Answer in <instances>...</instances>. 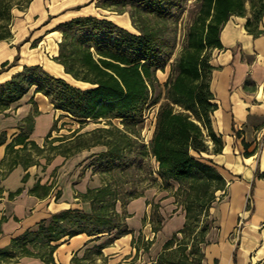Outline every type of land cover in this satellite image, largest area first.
<instances>
[{"label": "trees", "instance_id": "16d2710c", "mask_svg": "<svg viewBox=\"0 0 264 264\" xmlns=\"http://www.w3.org/2000/svg\"><path fill=\"white\" fill-rule=\"evenodd\" d=\"M116 1L111 0V3L118 4ZM132 1L136 2L137 11L151 14L160 24L140 28L138 33H134L108 18L84 15L56 26L61 32V40L57 42V54L51 58L74 79L87 83V87L82 88L53 76L39 64L23 65L20 71L0 84V110L34 87L35 92L48 97L53 107L61 111L60 115L68 116L79 124L72 131L73 134L63 138L51 137L49 131L41 147L28 139L33 127V117L30 115L24 119L20 133L7 147L12 152L15 143L22 144V150L29 144L39 152L50 144V149L54 151L51 154L71 156L72 153L61 150L54 141L80 137L78 131L88 119L98 123L104 121L118 135L111 138L112 130L109 127L89 131L88 134L92 135L96 131H103L106 137L94 138L90 145L100 144L105 149L91 153L90 157L94 159L91 162L94 171L99 169L111 173L120 164L125 148L130 145V135H139L145 111L157 106L153 132L145 151L156 162L160 188L171 191L175 187L173 195L181 198L179 204L183 206L185 221L163 242L152 264H201L203 251L199 245L206 242L204 236L213 223L211 218L202 223L201 216L208 218L213 202L221 199L215 193L223 191L226 184L218 169L204 155L209 150L207 138L212 142L213 152H220L223 147L222 135L215 133L211 125V115L218 102L210 89L214 68L209 60L210 50L222 48L219 32L231 15L244 16V27L253 36L264 33V29L259 27L264 16V0H197L193 18L185 28L182 47L174 58L175 36L167 34L162 27L173 17V8L178 5V0ZM12 8L0 0V40L12 35ZM17 59L18 54L12 61L2 62L0 71L16 64ZM167 65L169 73L161 84L156 72L164 70ZM30 100L33 102L32 97ZM34 112L37 110L34 109ZM113 119L118 120L119 124L114 123ZM53 129L56 130V121ZM234 131L239 136V131ZM247 146L248 143L244 142L245 156L252 154ZM29 154L15 152L11 161L13 163L19 159L24 164L30 163L32 160L27 159ZM45 158L49 160L50 156ZM255 176L264 178V170H256ZM102 181L100 186L87 188L80 194L89 203L88 211L68 207L40 220L34 228L25 229L13 237L8 246L0 248V261L8 263L21 256H33L45 263L64 264L56 263L53 253L66 237L78 233L93 237L113 229H118L119 235L130 232L125 221L124 230L119 229L118 223H112L113 216L122 220L125 213L116 211L115 204L119 197L109 181ZM38 187L47 190L49 186L36 184L30 191L38 193ZM108 194L111 195L109 200L106 198L108 203L97 208L96 201H105ZM138 195L140 193L132 194L129 199ZM107 205L112 206L111 216ZM152 218V230L156 232L161 227L163 217L158 210H154ZM140 240V234L131 240L136 250L138 246L135 242ZM107 242L93 245L81 257H72L68 264H89L90 259L95 264L96 256H101V248ZM151 243L152 240L143 241V250H148Z\"/></svg>", "mask_w": 264, "mask_h": 264}, {"label": "crops", "instance_id": "0c3cea01", "mask_svg": "<svg viewBox=\"0 0 264 264\" xmlns=\"http://www.w3.org/2000/svg\"><path fill=\"white\" fill-rule=\"evenodd\" d=\"M70 5L71 0H31L23 11H18L10 27L12 35L0 40V67L2 62L12 61L16 54L18 59L13 66L0 71V84L20 71L23 65L39 64L51 75L73 85L88 86L64 72L62 65L51 58L57 54V42L61 40V32L56 26L72 17L92 15L81 13L65 17L66 11H61ZM245 20L244 16L238 15L228 18L219 32L222 48H212L210 59L214 66L210 89L218 102L211 125L215 133L222 135L223 147L215 153L208 140L209 150L204 155L218 169L226 184L221 199L209 210L215 225L208 236H215V240L206 241L202 246L201 264H264V178L255 176L256 170H264V33L253 36L245 29ZM259 27L264 29V17ZM33 39L37 42L34 46L31 45ZM60 114L47 96L35 92L34 87L0 110V248L8 246L13 237L27 228H34L53 213L68 207L88 211L89 203L80 194L103 182L95 179L96 182L91 183L90 177L96 174L92 169V157L89 172L82 174L75 172L73 156L61 154H51L49 160L38 155L30 163L24 164L19 159L12 163L15 152L20 155L31 152L29 144L22 150V144L15 143L12 152L7 147L20 133L24 119L33 117L28 139L42 147L49 131L52 137L55 121L59 126ZM232 126L239 131V136L235 135ZM244 142L248 143L247 150L252 154L243 155ZM97 145L100 147L98 152L105 149L100 144L92 147ZM152 160L155 162L153 157ZM82 176H89L90 181L76 180ZM36 184L49 187L47 190L38 187L39 194L31 192ZM157 199H160L158 213L163 219L160 229L154 232L151 202ZM115 205L117 212L124 211V221L130 232L118 236L105 232L93 237L85 233L66 237L53 253L55 262L68 264L72 257H81L86 249L108 240L101 248V256L96 258L100 264H152L163 242L185 221V212L164 189L147 187L123 206L119 201ZM169 210L174 212L168 213ZM235 231L238 232L236 237ZM139 234L141 242H135L136 250L131 240ZM144 239L152 240L146 251L141 245ZM0 264L51 263L38 257L21 256L14 262L0 261Z\"/></svg>", "mask_w": 264, "mask_h": 264}, {"label": "rangeland", "instance_id": "374dc122", "mask_svg": "<svg viewBox=\"0 0 264 264\" xmlns=\"http://www.w3.org/2000/svg\"><path fill=\"white\" fill-rule=\"evenodd\" d=\"M2 1L5 4H7L10 8L14 6L11 10L14 16L17 15L18 11H23L25 6H27L30 3V2L28 3V0H2ZM196 1L197 0H178V5L173 8V17L171 19H168L162 27L167 34H171L175 36V48L172 54V58L178 55L182 47L185 36V28L193 18ZM116 2L118 4H112L111 0H71L70 7L64 9V11L62 10L61 13L66 11V14H64L65 17H68L73 14L91 13L92 15L98 17L108 18L113 22H115L116 24L125 27L134 33H138L139 31L138 29L140 28L153 27L156 26L157 24H160L157 18L153 17L151 14H148L143 11H137V9L135 8L136 2L134 1L117 0ZM18 6L21 8H17ZM35 44H37V42L33 39V41H31V45L34 46ZM18 46L19 45L17 44L16 47ZM212 51L213 50L211 49L209 60L213 55ZM168 73H169V65H167L164 70H157L156 75L161 84H163L164 81L166 80ZM31 88L32 87H30V89ZM161 89H163L162 86ZM156 109L157 106H154L145 111L146 114L143 124L140 127L139 135L138 136L134 134L130 135L132 138L130 141V145L125 148L120 164L116 166L111 171V173L101 172L98 169L96 171V174L93 175L94 177L92 176L90 177L92 180L91 182L92 184H94L96 180L102 181L103 179H106L107 181H109L111 184V188L115 191L116 195L119 197L118 201L119 203L122 204V206L124 205V202L127 199H129L132 194L142 193V191L147 187H155V189L157 188L161 189L160 178L156 172L157 166L155 165V162L152 160V156L145 151L146 145L148 144V141L153 132ZM58 119H59L58 122L59 126L58 127L56 126V130H54L52 137L62 136L61 138H63L70 136L71 134H73L72 131L78 128L79 126L77 121L71 119L68 116L59 115ZM113 122L119 124L118 120L116 119H113ZM97 127L111 128L112 130V134H110L111 138L112 137L114 138L115 136L118 135V132H116L112 126L106 124L104 121L98 123V122H94L92 119H88L84 127L78 131L80 137H75V138L73 137L72 140H68V141H60V142L54 141V144H58L61 150L63 151L68 150L70 154L72 153L71 156H73L76 159L74 170L75 172H78V174H82L83 171L89 172L88 164L90 161V154L96 153L100 149L98 145L96 147H92L93 145H90L94 141V138L97 136H100L103 139L106 138L105 134L103 135V133H105L103 131H96L95 135H92L91 133L88 134L89 131ZM206 140L208 141L210 139L207 138ZM89 145L92 147L91 149ZM52 152L54 151L50 149V144L45 145L43 151H39V152L31 148V152H29L30 154L28 155L27 159L32 160L34 156H38V155L51 156ZM32 153H33V157L31 156ZM92 160L94 159L91 158V161ZM92 169H94V167ZM82 178L89 180L88 179L89 176L86 177L82 176L81 178L76 177V180L79 179L82 180ZM174 189L169 192L174 197V202L176 203V205L178 207L181 206L182 211H184L183 206L179 204L181 200L180 196L176 197L175 195H173ZM215 194L217 196H220L221 190L217 191ZM110 197L111 195L108 194L105 196V201L102 202L96 201V207L98 208L100 205L105 206L106 204L105 202H107L106 198H108L109 200ZM215 202L216 201H214L212 205H214ZM158 206H160V199H157L155 202L152 201L151 202L152 212L154 210H158ZM115 208H117V206ZM106 209L108 210V214L111 216L110 212H112L113 210L112 206L107 205ZM171 212H174V210H172ZM171 212L170 210L168 211V213ZM121 214H124V211H122ZM209 218H210L209 216L208 218L205 215L201 216V219L203 221L202 223L206 222V220H209ZM111 221L114 224L118 223L120 225L119 229L124 230V218H122L121 220V218H119L118 216H113ZM214 225L215 224L213 222L211 227H214ZM210 229L206 232L204 236L205 241L215 240V236L213 237L208 236V232L210 231ZM236 231L234 233V237L237 236L238 232ZM110 232H112L113 236L119 235L118 229H113ZM146 240H150V239H146ZM140 242L141 240L138 241V243ZM141 245L143 244L141 243ZM203 245H204L203 243L199 245L201 246V250ZM93 255L95 254H91V256ZM89 262H90L89 264H92L91 259L89 260ZM95 264H100V262H98L96 259Z\"/></svg>", "mask_w": 264, "mask_h": 264}]
</instances>
